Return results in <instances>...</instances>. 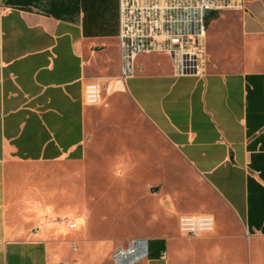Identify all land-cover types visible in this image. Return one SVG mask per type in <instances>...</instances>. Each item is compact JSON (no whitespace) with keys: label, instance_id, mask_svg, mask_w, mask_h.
<instances>
[{"label":"crops","instance_id":"0c3cea01","mask_svg":"<svg viewBox=\"0 0 264 264\" xmlns=\"http://www.w3.org/2000/svg\"><path fill=\"white\" fill-rule=\"evenodd\" d=\"M118 32L119 0H0V264H114L138 237L137 264H264V0L209 20L203 75L143 54L121 79ZM111 163L127 175L115 227L136 223L123 241L74 222L90 214L82 174ZM200 213L214 231L181 234L179 215Z\"/></svg>","mask_w":264,"mask_h":264},{"label":"built area","instance_id":"2783aa9c","mask_svg":"<svg viewBox=\"0 0 264 264\" xmlns=\"http://www.w3.org/2000/svg\"><path fill=\"white\" fill-rule=\"evenodd\" d=\"M244 1L119 0L120 78L124 80L134 74L136 58L143 54L165 55L176 75H203L209 22L204 19V11L212 10L214 16L223 11H242ZM100 100V82L86 83L85 104L95 106ZM75 225L69 223L71 228ZM214 227L215 219L210 214H181L178 217V230L188 237L211 233ZM147 254L148 240L138 237L126 246H118L112 253V261L114 264H137Z\"/></svg>","mask_w":264,"mask_h":264},{"label":"rangeland","instance_id":"374dc122","mask_svg":"<svg viewBox=\"0 0 264 264\" xmlns=\"http://www.w3.org/2000/svg\"><path fill=\"white\" fill-rule=\"evenodd\" d=\"M210 46L211 44L207 40V46H206V57L208 52H210ZM140 59H144L143 57H140ZM150 61L156 60L155 56H150V58H147ZM116 88L122 89V84H118ZM111 163V166L108 167L107 173L105 174V170L103 172L99 171L98 169L91 171L90 173L87 172V175L82 174L81 182H80V191L82 197V203L87 204V209L89 210L90 214L86 215L84 212V207L82 206V211L78 210L75 211V217L78 216V220L74 219V222L76 224H79L81 227L87 223V225L90 226V229L87 230L89 234L97 235H119V237L122 238V241L129 236V234L133 233L136 228V223L130 226L129 229H118L115 227V218L120 217L121 211H122V204L121 201H119L117 198H115L113 195L119 190V186L122 182V178L127 177V175H123L122 172H125L122 168V172L120 171L121 168L118 166V164ZM89 171V170H87ZM101 172V173H100ZM122 176V177H121ZM169 188H173L174 180L178 179L173 174L169 176ZM67 187L65 188V190ZM77 188H75L76 190ZM105 195L108 198L112 199V202H110L109 205H113L114 207L106 208L102 203H98L99 197L101 195ZM87 197V198H86ZM110 200V199H109ZM82 205V204H81ZM199 207L197 202H191L187 204H182L180 209L182 210H195ZM115 208L116 210H114ZM114 212V213H113ZM173 217H169V229L172 233H175L177 236H181L177 230L176 225H174ZM119 219V218H118ZM119 221V220H117ZM177 222V219L175 220ZM84 223V224H83ZM184 243L189 244L190 242L175 238L174 244L171 245H177L178 248L184 250ZM189 251H193L189 247Z\"/></svg>","mask_w":264,"mask_h":264},{"label":"water","instance_id":"95a60500","mask_svg":"<svg viewBox=\"0 0 264 264\" xmlns=\"http://www.w3.org/2000/svg\"><path fill=\"white\" fill-rule=\"evenodd\" d=\"M203 16H204V19L209 21L214 16V12L212 10H206L204 11Z\"/></svg>","mask_w":264,"mask_h":264}]
</instances>
